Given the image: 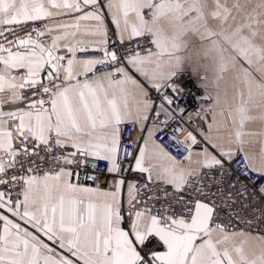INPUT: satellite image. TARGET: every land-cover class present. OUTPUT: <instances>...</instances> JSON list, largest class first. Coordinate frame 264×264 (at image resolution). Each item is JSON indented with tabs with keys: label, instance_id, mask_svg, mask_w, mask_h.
<instances>
[{
	"label": "snow or ice",
	"instance_id": "6c2138e0",
	"mask_svg": "<svg viewBox=\"0 0 264 264\" xmlns=\"http://www.w3.org/2000/svg\"><path fill=\"white\" fill-rule=\"evenodd\" d=\"M106 14L123 53L109 51ZM140 38L125 35L112 0H0V264H264V228H239L255 217L233 216L230 197L218 207L203 183L205 170L239 162L264 193V146L179 140L183 89L150 67L149 49L128 47ZM127 124L146 133L138 154L121 149ZM164 133L181 156L157 142ZM128 156L142 186L126 185ZM100 161L121 177L111 191L79 182ZM160 184L195 195L153 207L140 193L159 200L148 192Z\"/></svg>",
	"mask_w": 264,
	"mask_h": 264
},
{
	"label": "crops",
	"instance_id": "0c3cea01",
	"mask_svg": "<svg viewBox=\"0 0 264 264\" xmlns=\"http://www.w3.org/2000/svg\"><path fill=\"white\" fill-rule=\"evenodd\" d=\"M112 10L125 35L134 30L150 36V67L157 73L168 77L187 71L199 77L211 97L198 122L201 144L207 134L219 146L234 148L242 135L249 150L264 146V0H112ZM105 19L107 34L112 28L118 37L107 14ZM132 134L138 148L146 133L132 126ZM119 178L109 173L106 185L91 187L111 191ZM127 199L125 186L126 219Z\"/></svg>",
	"mask_w": 264,
	"mask_h": 264
},
{
	"label": "built area",
	"instance_id": "2783aa9c",
	"mask_svg": "<svg viewBox=\"0 0 264 264\" xmlns=\"http://www.w3.org/2000/svg\"><path fill=\"white\" fill-rule=\"evenodd\" d=\"M103 2V0H102ZM144 13L147 15L148 10L145 9ZM36 24L35 27H39ZM109 40V51H117L123 53L125 46L119 43V38L116 36L114 30L111 28L107 34ZM139 40H133L128 47L136 49L139 45V51L144 52L145 49H152L153 43L149 35H141ZM95 55H99L98 53ZM176 77V83L183 89V98L180 100V107L186 109V113L180 118L183 122V131L179 133L178 139H185V132H191L197 134L198 122L202 113L208 108L211 97L204 90L200 83L199 77L195 76L191 72H180L174 75ZM155 98V97H153ZM158 143L163 144L173 155L179 157L182 155V151H177L176 147L170 142L168 133L158 135L156 137ZM139 145V139L135 138L132 134V125H123L121 128V149L127 148L129 152L135 153L137 146ZM37 160L40 156L37 155ZM125 159V163L122 165L124 168L123 178H131L135 184L142 186L145 183L146 175L136 171H132L133 168L132 156H128ZM28 167V165H25ZM45 170L49 169V165H42ZM79 182L94 186L101 183L102 185L107 184L108 175L107 165L105 162L100 161L97 164L96 169L84 172L83 169L79 170ZM206 174L203 179V183L208 185L211 189V193L215 196V201L218 207H224L226 204V197H230L227 200V204L234 205L235 211L232 213L235 216V212L238 211L240 216L245 220L255 217L252 220L251 225L243 222L238 224L241 229L258 230L264 228V193H260V184L255 183V180H249L243 171H241V165L239 162H233L226 164L224 168H218L215 170H205ZM22 175L20 172H9L11 175ZM93 175L96 177L95 180H88L87 176ZM119 177V176H118ZM121 178V177H120ZM22 183V181H20ZM0 190L7 191V186H0ZM20 189L17 187L14 190L19 192ZM149 195L160 197L159 200H150L145 195L144 191H141L140 196L153 207H158L160 204H171L176 208H180L177 203L178 200L183 198L185 201L191 202L192 196L195 195L191 189H186L182 192L175 191L171 186L160 184L159 186L150 185ZM224 217V213H221V218ZM235 223V221H234ZM159 245V241L155 242ZM150 247H152L150 245ZM162 250V248L160 249Z\"/></svg>",
	"mask_w": 264,
	"mask_h": 264
}]
</instances>
